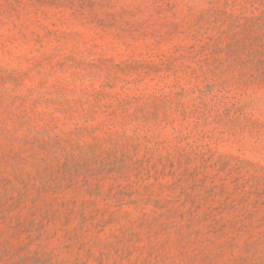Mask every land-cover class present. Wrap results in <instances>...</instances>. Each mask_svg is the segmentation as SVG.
I'll return each instance as SVG.
<instances>
[{
	"label": "rangeland",
	"instance_id": "374dc122",
	"mask_svg": "<svg viewBox=\"0 0 264 264\" xmlns=\"http://www.w3.org/2000/svg\"><path fill=\"white\" fill-rule=\"evenodd\" d=\"M0 264H264V0H0Z\"/></svg>",
	"mask_w": 264,
	"mask_h": 264
}]
</instances>
